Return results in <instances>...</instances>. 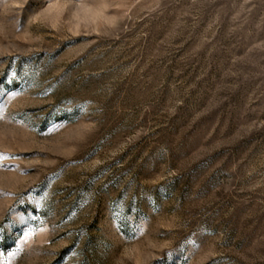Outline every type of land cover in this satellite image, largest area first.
<instances>
[{
  "label": "rangeland",
  "instance_id": "rangeland-1",
  "mask_svg": "<svg viewBox=\"0 0 264 264\" xmlns=\"http://www.w3.org/2000/svg\"><path fill=\"white\" fill-rule=\"evenodd\" d=\"M0 264H264V0H0Z\"/></svg>",
  "mask_w": 264,
  "mask_h": 264
}]
</instances>
